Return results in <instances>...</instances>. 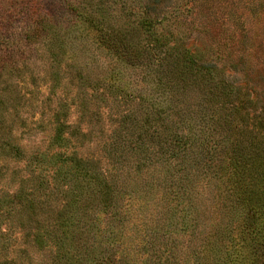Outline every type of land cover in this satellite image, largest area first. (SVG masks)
Returning a JSON list of instances; mask_svg holds the SVG:
<instances>
[{
  "label": "rangeland",
  "instance_id": "obj_1",
  "mask_svg": "<svg viewBox=\"0 0 264 264\" xmlns=\"http://www.w3.org/2000/svg\"><path fill=\"white\" fill-rule=\"evenodd\" d=\"M0 264H264V0H0Z\"/></svg>",
  "mask_w": 264,
  "mask_h": 264
},
{
  "label": "trees",
  "instance_id": "obj_2",
  "mask_svg": "<svg viewBox=\"0 0 264 264\" xmlns=\"http://www.w3.org/2000/svg\"><path fill=\"white\" fill-rule=\"evenodd\" d=\"M59 137H60V134L58 135V139H59Z\"/></svg>",
  "mask_w": 264,
  "mask_h": 264
}]
</instances>
